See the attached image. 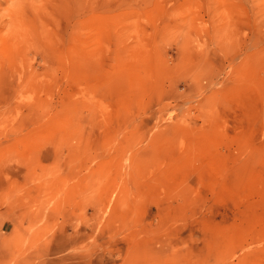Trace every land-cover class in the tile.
Returning <instances> with one entry per match:
<instances>
[{"label":"rangeland","instance_id":"1","mask_svg":"<svg viewBox=\"0 0 264 264\" xmlns=\"http://www.w3.org/2000/svg\"><path fill=\"white\" fill-rule=\"evenodd\" d=\"M0 264H264V0H0Z\"/></svg>","mask_w":264,"mask_h":264}]
</instances>
